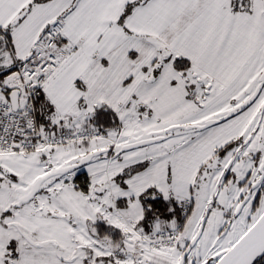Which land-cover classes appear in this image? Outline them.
I'll use <instances>...</instances> for the list:
<instances>
[{
  "label": "snow or ice",
  "instance_id": "6c2138e0",
  "mask_svg": "<svg viewBox=\"0 0 264 264\" xmlns=\"http://www.w3.org/2000/svg\"><path fill=\"white\" fill-rule=\"evenodd\" d=\"M0 264H264V0H0Z\"/></svg>",
  "mask_w": 264,
  "mask_h": 264
}]
</instances>
